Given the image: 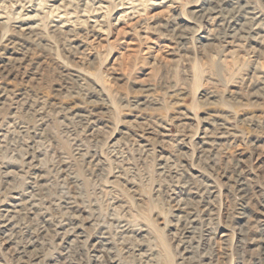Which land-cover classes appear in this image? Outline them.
<instances>
[{
	"label": "rangeland",
	"instance_id": "obj_1",
	"mask_svg": "<svg viewBox=\"0 0 264 264\" xmlns=\"http://www.w3.org/2000/svg\"><path fill=\"white\" fill-rule=\"evenodd\" d=\"M254 16L264 0H0V264H264Z\"/></svg>",
	"mask_w": 264,
	"mask_h": 264
},
{
	"label": "bare ground",
	"instance_id": "obj_2",
	"mask_svg": "<svg viewBox=\"0 0 264 264\" xmlns=\"http://www.w3.org/2000/svg\"><path fill=\"white\" fill-rule=\"evenodd\" d=\"M238 3V2H237ZM248 7V6H247ZM246 7V8H247ZM236 9H238L237 13L236 14H241L242 13V10L243 8L242 7H235ZM254 9V8H253ZM254 12V11H253ZM252 13V12H250ZM255 13V12H254ZM219 16V15H217ZM217 16H216V19H217ZM226 16V15H225ZM232 17V16H231ZM255 17V16H254ZM252 17L251 18H247V17H244L247 19V22L243 21V25H245L246 27H249V29L251 31H254V35H255V39H261L262 37H264V26L262 25H259L257 24L258 22L256 21V17L254 18ZM214 18V17H213ZM227 18V17H226ZM258 18V16H257ZM2 19V18H0ZM212 19V17H210V20ZM231 21H234L233 20V17L232 18H229ZM214 20V19H212ZM225 21V20H224ZM229 21V22H231ZM222 22V21H221ZM235 22H237L235 20ZM220 23V22H219ZM225 23V22H223ZM233 23V22H232ZM231 23V24H232ZM260 23V22H259ZM222 24V23H221ZM227 24V23H226ZM2 25V23H0V26ZM220 25V24H218ZM229 25V24H228ZM222 26V25H221ZM242 26V24H236L234 26L231 27V33H230V37L231 38H234L236 35H237V32L240 30V27ZM52 28H55V29H60V28H57L56 26H51ZM16 29V31H14L15 35L18 36V37H23V38H31L32 36H36L37 33L39 32V27L38 26H33V27H14ZM229 28V26H228ZM239 28V29H238ZM230 30V29H229ZM69 33V32H68ZM248 35H250V33H247ZM251 36V35H250ZM253 36V35H252ZM242 37L238 38V39H241ZM3 39V38H2ZM6 45V44H5ZM71 47V46H70ZM82 47V46H81ZM3 52V51H2ZM10 53V52H9ZM13 54V53H12ZM8 55V54H7ZM7 58V57H6ZM8 60V59H7ZM26 193V192H25ZM196 193V192H195ZM29 199V198H28ZM8 211V210H7ZM6 215V214H5ZM4 216V215H3ZM9 220V219H8ZM7 220V218H4V219H0V230L3 231V230H6V227L10 224L9 221ZM189 222V221H188ZM74 229V228H73ZM64 231V230H63ZM57 232V231H56ZM59 232V231H58ZM75 232V231H74ZM69 233V231H68ZM71 233V232H70ZM74 234V233H73ZM68 235V234H67ZM161 246L164 248V250L166 251V246L165 244L163 243V241H161ZM164 245V246H163ZM166 262H164L165 264H167V257H166Z\"/></svg>",
	"mask_w": 264,
	"mask_h": 264
}]
</instances>
